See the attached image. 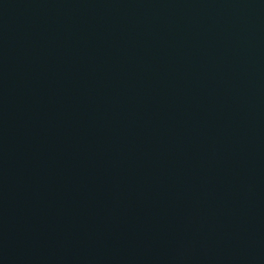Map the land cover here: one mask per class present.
Returning a JSON list of instances; mask_svg holds the SVG:
<instances>
[{"label": "water", "instance_id": "95a60500", "mask_svg": "<svg viewBox=\"0 0 264 264\" xmlns=\"http://www.w3.org/2000/svg\"><path fill=\"white\" fill-rule=\"evenodd\" d=\"M0 243L264 264V0H0Z\"/></svg>", "mask_w": 264, "mask_h": 264}]
</instances>
